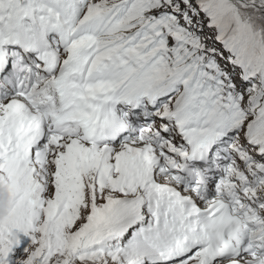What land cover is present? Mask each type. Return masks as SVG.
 <instances>
[{
    "label": "snow or ice",
    "instance_id": "6c2138e0",
    "mask_svg": "<svg viewBox=\"0 0 264 264\" xmlns=\"http://www.w3.org/2000/svg\"><path fill=\"white\" fill-rule=\"evenodd\" d=\"M0 264H264V0H0Z\"/></svg>",
    "mask_w": 264,
    "mask_h": 264
}]
</instances>
